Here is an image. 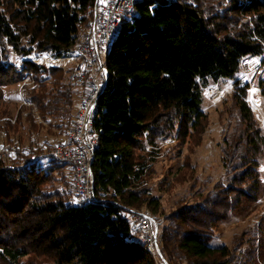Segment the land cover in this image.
<instances>
[{"label": "trees", "instance_id": "16d2710c", "mask_svg": "<svg viewBox=\"0 0 264 264\" xmlns=\"http://www.w3.org/2000/svg\"><path fill=\"white\" fill-rule=\"evenodd\" d=\"M137 7L139 16L123 23L107 56L92 165L98 200L78 205L70 190L55 185L66 167L70 173L73 168L38 145L35 118L28 116V145L11 135V127L0 155V264H35L31 258L49 264H155L128 217L144 204L160 210L140 183L146 163L136 150L144 149V137L154 144L177 121L179 138L202 134V87L234 78L250 56L264 60V0H140ZM94 14L95 0H0V86L33 79L31 101L47 124L70 128L83 89L68 84L61 68L39 65L30 55L34 49L65 54L90 31ZM11 52L24 58L21 69L8 62ZM248 88L236 80V124L222 149L225 166L234 171L230 183L172 213L160 227L169 264L253 261L251 247L245 256L239 253L248 243L247 229L230 245L211 244L215 223L227 216L220 208L241 194H257L264 134Z\"/></svg>", "mask_w": 264, "mask_h": 264}, {"label": "rangeland", "instance_id": "374dc122", "mask_svg": "<svg viewBox=\"0 0 264 264\" xmlns=\"http://www.w3.org/2000/svg\"><path fill=\"white\" fill-rule=\"evenodd\" d=\"M27 40L28 38L24 39L25 44ZM257 58L259 60L247 63L244 60L245 63L243 61L240 71L234 78H220L202 87L204 97L202 108L207 114L202 134L197 132L186 139L179 138L180 123L177 121L175 129L165 136L156 138L154 144L144 137V149L136 150L142 157L141 163H144V166L146 163L140 183L148 189L150 197L158 199L160 210L154 212L151 207L144 204L133 211H149L161 227L167 224L168 217L180 208L202 201L209 191L218 192L222 187L228 186L234 171L232 167L225 166L222 149L236 124L237 116L236 110H233L232 100L236 80L242 85H249L248 102L264 134V60L262 57ZM23 60L21 55L14 52H11L8 58V62L16 69L23 67ZM213 86L218 88L216 94L209 93ZM34 87L35 83L31 78L0 86V155H5L3 148L7 146L8 130L11 127L14 130H11V135L20 136L26 145L29 144L28 116L36 119L39 128L36 134L38 145L49 156L54 145L67 131L68 123L58 127L56 121L47 124L41 118L36 104L31 101L30 93ZM65 171V177L58 176L55 185L62 190H70L74 196L73 173H70L68 167ZM256 171L258 189L255 199H244V195L241 194L235 197L230 205L225 202L227 204L222 206L220 211L227 216L215 223V237L211 244L230 245L235 234L247 229L249 231L246 241L250 244L246 243L239 253L245 256L246 247H251L249 255L253 261L250 264H264V155L258 160ZM60 178L64 179L65 184ZM132 214L128 215L131 225L137 227ZM217 218L213 217L212 220ZM30 261L35 264H49L37 258H31Z\"/></svg>", "mask_w": 264, "mask_h": 264}, {"label": "built area", "instance_id": "2783aa9c", "mask_svg": "<svg viewBox=\"0 0 264 264\" xmlns=\"http://www.w3.org/2000/svg\"><path fill=\"white\" fill-rule=\"evenodd\" d=\"M138 1L140 0H95L91 29L76 46L60 56L35 49L30 55L37 64L61 68L68 84H75L83 89V95L75 106L74 122L63 138L54 145L51 153L57 161L72 166L73 189L78 205L98 200L93 193L92 165L100 144V132L95 124L100 116L99 98L109 77L107 56L123 23L139 16ZM257 57L250 56L245 61L259 60ZM217 92L218 88L214 86L209 90L210 94ZM132 213L142 241L155 264H169L159 241L160 227L153 215L146 210Z\"/></svg>", "mask_w": 264, "mask_h": 264}]
</instances>
